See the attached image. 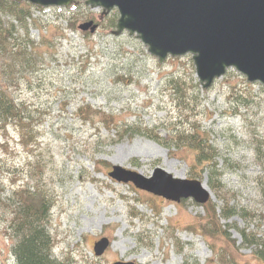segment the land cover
I'll return each mask as SVG.
<instances>
[{"label": "rangeland", "instance_id": "374dc122", "mask_svg": "<svg viewBox=\"0 0 264 264\" xmlns=\"http://www.w3.org/2000/svg\"><path fill=\"white\" fill-rule=\"evenodd\" d=\"M114 12L103 16L83 2L32 6L35 65L29 70L20 58H0V91L22 111L25 125L20 131L13 121H0V264H16L18 193L36 188L51 205L46 231L59 263L261 264L252 248L242 249L239 233L261 231L257 220L242 214L264 208L258 190L264 87L229 70L203 90L190 56L159 65L135 37L110 35ZM90 21L98 25L93 35L78 30ZM23 38L20 32L16 39ZM108 119L116 128H107ZM123 126L156 136L166 147L143 136L119 141L127 135ZM196 129L215 150L219 183L208 185L193 150L174 140ZM111 161L145 177L158 168L205 182L217 209L228 204L238 215L221 221L227 233L205 239L187 230L205 225L204 206L119 184L108 176ZM103 238L110 245L97 257L93 248Z\"/></svg>", "mask_w": 264, "mask_h": 264}, {"label": "water", "instance_id": "95a60500", "mask_svg": "<svg viewBox=\"0 0 264 264\" xmlns=\"http://www.w3.org/2000/svg\"><path fill=\"white\" fill-rule=\"evenodd\" d=\"M9 1L43 9L69 8L83 2L90 10H101L103 16L115 11L118 17L110 35L135 37L159 65L170 58L190 56L203 90L211 88L228 70L238 72L246 82L264 86V0ZM97 29L91 21L78 27L90 35ZM129 169L113 165L108 176L175 204L191 200L203 206L214 200L205 182L174 178L158 168L151 177ZM109 245L103 238L95 243L93 252L100 257Z\"/></svg>", "mask_w": 264, "mask_h": 264}, {"label": "trees", "instance_id": "16d2710c", "mask_svg": "<svg viewBox=\"0 0 264 264\" xmlns=\"http://www.w3.org/2000/svg\"><path fill=\"white\" fill-rule=\"evenodd\" d=\"M31 8L32 6L28 4H14L9 0H0V58L8 54L12 55L14 60L20 58L23 62L22 66L29 70L35 65V57L31 55V52L35 50V44L34 41L29 39L28 34L29 20H31L32 26L36 27V21L31 17ZM116 19L117 13L114 12L109 22L111 28L115 27ZM68 27H70V30L76 29L74 23L68 24ZM20 32H22L24 40L19 41L16 38L20 36ZM79 112L84 113L85 116L91 113L89 110L83 111L82 109ZM21 113L22 111L18 110V107L0 91V121H13L19 127L20 131H22L25 125H23ZM106 121L107 128L110 125L116 128L113 122L110 124V119ZM122 129H124V133H127V135H120L119 141L125 137L131 140L134 136H143L150 141L153 140L157 144L166 147L164 141L156 136L144 135L139 129L126 126H123ZM21 136L25 140L23 133ZM26 137H28L27 134ZM174 140L180 146H184L186 143L193 150L196 162L202 165L204 168L203 171L209 175L208 185L212 181L219 183L221 173L217 169L216 161H214L215 150L209 145L206 134H201L196 129L188 135L178 134ZM260 145L264 146V142H261ZM257 153H259V148H257ZM262 158L263 156L259 157L260 160ZM212 177L215 179H212ZM212 187L210 188L212 189ZM258 190L262 201L261 205L264 207V180L262 182V179L258 183ZM18 197L21 201V208L17 219V238H19V243L14 250L16 264H62L51 254L52 243L49 233L46 231L49 210L51 208L47 196L40 189L36 188L21 191L18 193ZM217 208L216 204L209 201L208 204L204 205L205 212L208 214L205 225H200V227L190 226L187 230L205 239L227 233L221 221H228L233 216L238 215V213L228 204H225L220 210ZM153 212L155 215L160 213L155 207ZM242 217L247 218L250 222L257 220V230L261 229L260 232H254V234L247 233L246 230L239 233L243 239L242 249L252 248L255 259L261 264H264V208L258 214L254 211L244 212Z\"/></svg>", "mask_w": 264, "mask_h": 264}, {"label": "bare ground", "instance_id": "6f19581e", "mask_svg": "<svg viewBox=\"0 0 264 264\" xmlns=\"http://www.w3.org/2000/svg\"><path fill=\"white\" fill-rule=\"evenodd\" d=\"M204 90H206V89H204ZM111 163H113V164H117V165H120L119 163H117V162H115V161H111ZM178 177H180V176H178Z\"/></svg>", "mask_w": 264, "mask_h": 264}]
</instances>
